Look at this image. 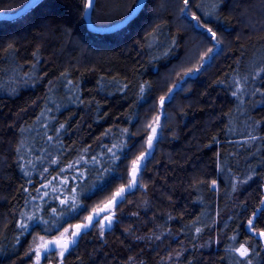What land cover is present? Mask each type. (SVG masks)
Wrapping results in <instances>:
<instances>
[{"label": "trees", "instance_id": "16d2710c", "mask_svg": "<svg viewBox=\"0 0 264 264\" xmlns=\"http://www.w3.org/2000/svg\"><path fill=\"white\" fill-rule=\"evenodd\" d=\"M27 1L0 0V12ZM137 1L94 0L90 20L112 25ZM85 5L40 0L0 18V264H29L33 234L57 235L126 186L153 116L165 125L137 186L111 205L104 231L81 229L63 263L170 264L179 254V264H264V0H146L110 32L88 29ZM184 8L216 32L221 53L164 116L158 97L185 69L188 37L206 43Z\"/></svg>", "mask_w": 264, "mask_h": 264}, {"label": "rangeland", "instance_id": "374dc122", "mask_svg": "<svg viewBox=\"0 0 264 264\" xmlns=\"http://www.w3.org/2000/svg\"><path fill=\"white\" fill-rule=\"evenodd\" d=\"M183 13H184L183 15L186 16V17H188V18H192L193 17V15L190 12H188L186 8H184ZM193 24H194L193 25L194 27H197L196 26L197 25V21L194 20V19H193ZM197 28L200 29L204 33V35L206 37V43L201 42L202 40H204V37L201 38L196 33H193L195 36L191 35V36L188 37L187 44H188V49L190 51L188 53L187 58H185L186 60L184 59L185 61H184L183 65H182V68H185V69H183V71H179V70H176L175 69L176 72L174 73L173 78H171V79H173L172 83L168 87L167 91L163 95H161L160 97H158V101H157L158 107H159V110L158 111L163 112L165 110L164 104L167 101V99H169L176 90H178L180 87H182L183 84L188 79L197 77L198 74L200 73V71L204 68V66L206 64L210 63L214 59V56H216L217 54H220L221 53V41L219 40V44H218V46H216V41L213 40V39H211L210 35L207 32L206 26L197 27ZM197 39H199V40H197ZM210 48L213 49L212 52H209L208 51ZM206 53H207V55H206ZM191 60H194L195 62L192 63ZM197 69H198V71H197ZM161 97H164L165 98L163 104H161V102H160L161 101ZM165 115H166V113H164V116ZM152 119H153V122H152ZM162 120H161V122L160 121L158 122L161 129H163V125H165V121L163 120L164 121L163 122ZM154 121H155V118L153 116V118H151V120H149V126H148L149 127V130H150V128H152L157 123V122H155V124L152 126V124L154 123ZM151 149H152V147L149 148V145H148V142H147V149L144 150L143 152H141L136 157V159L138 157H140L141 154H146ZM146 156L147 155H145L144 160L146 159ZM132 162H133V160L129 164V167H128L129 170H128V172L132 168ZM110 194H109L110 195L109 197L107 196L108 197L107 199L99 202L97 204V206L94 207L89 212L88 215H90L92 212L99 211L100 209H103L106 206H108V203L110 202L112 196L114 195V192H111ZM113 213H114V207H111L110 208V211H107V212L101 211L100 212V217H99V223L98 224L95 223V225L93 226L94 230H97L99 232H102L101 231V226H103V231H104L106 229V227L108 226L107 220L104 219V217L110 215L111 216V220L113 221V219H112ZM85 218H84V220H85ZM84 220L81 221V222L71 223V224L67 225L57 235L52 236V237H47V236H44V235H41V234H38V233L33 234L32 237H31V239H30V241H29V244L27 246L26 252H25V257L27 259H29V264H36V253L34 251H30V249L36 247L37 244L41 243V241L39 240V237H43L44 241L56 240L57 238L67 239V238L70 237L71 232L77 230L75 226L76 225H82V224H84ZM65 229H68L69 230L68 231V234L62 236V234L65 232ZM80 234H81V232H79V235L76 237V242H77ZM34 239L36 241L35 244H34ZM261 239H262L263 249H264V236H261ZM72 246L73 245H70L69 249ZM240 247H241V245L239 247H237L236 249H239ZM59 251H60L59 248H54L53 252L47 254V256H45L44 253H43V251H41V259H40L39 264H64L63 261H62V259L64 258V256H65V254H66L67 251L64 252L63 257H61L59 255ZM178 257H179V254H175L174 256H172L169 259L170 264H179L178 263Z\"/></svg>", "mask_w": 264, "mask_h": 264}, {"label": "snow or ice", "instance_id": "6c2138e0", "mask_svg": "<svg viewBox=\"0 0 264 264\" xmlns=\"http://www.w3.org/2000/svg\"><path fill=\"white\" fill-rule=\"evenodd\" d=\"M185 6H187L188 4V0H184ZM93 4V0H86V6H85V10L87 11L88 9H90L92 7ZM181 11L183 12L184 9H181ZM194 20L197 21V27H203L202 23L200 22L199 17L193 15L192 17ZM208 34L210 35L211 39L216 41V46H218L219 44V39L217 37V34L215 31H213L211 28L207 29ZM213 49H209V52H212ZM207 55V53H206ZM198 71V69H197ZM261 74H264V67H261L259 69V71L256 73L257 76H260ZM247 78L245 77V80ZM244 89L242 88H238L236 90V92L233 93V95H237V93H243ZM164 97H161V104H163L164 102ZM152 132L153 134H155L156 129L152 128ZM155 138V136H149L148 138V145L149 148L152 147V141ZM114 147H116L114 145ZM109 151H111V149H109ZM150 152H147L146 154H141L140 157H138L136 160H134L132 162V168H131V179L129 181V183L126 186H122L121 188H119V190L112 196L108 206H106L103 209H100L99 211H95L93 216H89L88 219V223L83 224V225H76V231L71 232L70 237L64 240H61V238H57L56 240H48V241H44L43 237H39V240L41 241V243L37 244L36 247L30 249V251H34L36 253V264H39L40 259H41V251H43L44 255L47 256V254L53 252L54 248H59V255L61 257H63L64 252L67 251L69 249L70 245H74L76 243V237L79 235V232L81 229H87L89 228L93 222L95 223H99V217H100V212L101 211H110L111 205H114L116 203H119L123 200L124 198V194L128 191H131L133 188H135L137 186V173L140 170V166H141V161L144 160L145 155H150ZM113 156H115V153H113ZM78 163V161H77ZM73 164H69L68 168L71 169L73 168ZM61 171H63V169H61ZM66 182V181H65ZM215 184V181H213V185ZM51 185V181H49L48 185H44V187H49ZM56 189L53 188V191H55ZM37 192H39V189H37ZM47 193H45L46 195ZM61 203L63 204L64 201H61ZM262 204H264V201L261 202ZM72 207L75 208L76 207V203H75V197H73V203H72ZM260 211V209H257L256 211L253 212V218H255L257 212ZM54 214H55V210H54ZM29 220H35L38 219L37 217L34 216H28ZM104 219H106L108 221V224L110 226L111 224V217L110 216H105ZM42 223L47 224L48 221H42ZM21 228H27L28 226L25 224H21L20 225ZM248 226L249 229L254 231V227H253V220L250 219L248 221ZM50 229H45V231H49ZM68 229H65V232L62 234V236L68 234ZM101 231H103V226H101ZM259 236H264V231L257 233ZM233 240H235V237L232 238ZM36 243L35 239H34V244ZM235 251H237L240 255L241 258H246L249 255V249L247 247H244L243 245H241V247L239 249H236ZM236 264H251V261H237Z\"/></svg>", "mask_w": 264, "mask_h": 264}, {"label": "water", "instance_id": "95a60500", "mask_svg": "<svg viewBox=\"0 0 264 264\" xmlns=\"http://www.w3.org/2000/svg\"><path fill=\"white\" fill-rule=\"evenodd\" d=\"M38 1H40V0H28L20 9H18L17 11H14V12H0V18H5V19L13 20L14 18H16L18 16H21L24 13H26ZM145 2H146V0H138L137 3H136V5H135V7L132 9V11L126 17H124L122 20H120V21H118V22H116V23H114L112 25L106 26V27L96 26V25H94L91 22V20H90V11H91V8H92L91 7L87 11L85 10V20H86L87 27H88V29H90L92 31H96V32H110V31H114V30L120 29L125 24H127L142 9V7L144 6ZM93 3H94V0H93ZM92 6H93V4H92ZM152 128H155L156 129L155 134H153ZM152 128H151V134H150V136H153L154 135L155 138H156L157 132H158V130L160 128L159 123H156ZM155 138L153 139V141L155 140ZM153 141H152V143H153ZM142 164H143V161H141V166H142ZM141 166H140V168H141ZM138 173H137V176H138ZM93 215H94V212L91 213L89 216H93ZM86 223H88V219H86L85 224ZM93 223H95V222H93ZM107 223H108V221H107ZM61 240H64V239H61Z\"/></svg>", "mask_w": 264, "mask_h": 264}, {"label": "bare ground", "instance_id": "6f19581e", "mask_svg": "<svg viewBox=\"0 0 264 264\" xmlns=\"http://www.w3.org/2000/svg\"><path fill=\"white\" fill-rule=\"evenodd\" d=\"M84 13H85V11H84Z\"/></svg>", "mask_w": 264, "mask_h": 264}]
</instances>
